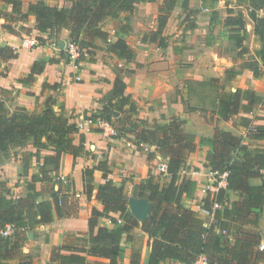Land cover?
Segmentation results:
<instances>
[{
	"label": "trees",
	"instance_id": "16d2710c",
	"mask_svg": "<svg viewBox=\"0 0 264 264\" xmlns=\"http://www.w3.org/2000/svg\"><path fill=\"white\" fill-rule=\"evenodd\" d=\"M12 6L13 14L27 24L29 16L36 17L37 40L44 43L43 36L59 35L63 30L70 31V42L87 50L89 56H82L80 62L95 63V41L107 43L109 51L118 60L132 62L136 58L135 51L125 39L117 38L109 42L110 34L104 31V23L108 19H117L121 13L134 14L139 0H70L72 7L49 6L44 1L29 5L28 13L21 11L22 4L18 0H4ZM157 3L159 0H148ZM214 5L219 0H210ZM246 5V11L254 26V35L261 48L254 53L246 46L247 30L243 13L235 14L229 9L225 27L229 31V41L239 49L238 60L242 68L252 72L258 79L264 73V0H237ZM190 0H162L158 8L157 29L145 35L143 42L157 43L167 48L164 31L173 11L181 7L188 11ZM263 12V15L259 13ZM219 16V12H215ZM4 16H7L6 14ZM126 25L130 18H126ZM5 29L13 32V27L5 25ZM126 29V28H124ZM127 32V31H123ZM63 54L64 51H62ZM66 56V55H65ZM18 54L9 47L0 48L1 61L17 59ZM51 60L50 63H56ZM45 61H36L29 67L30 75L21 82L30 83L35 75H41L46 69ZM230 72L228 74H231ZM218 82L217 79L212 83ZM126 82L117 74L112 90L104 97L100 110L94 111L91 117L104 119L112 123L118 135L134 137L135 144L150 145L166 159L169 183L159 181L150 175L134 188V197L147 199L152 203L142 230L149 237L150 257L148 264H167L175 260L180 264H192L198 257L205 256L208 264H257L264 262V250L260 249L264 242L261 231V218L264 211V148L251 150L244 144L243 138L223 128L216 129L215 135L204 142L209 146L205 167L213 172L228 173L227 187L220 189L215 195L222 206L215 213V223L204 227V220L182 203L186 195L194 199L198 191V183L181 175L187 167V158L197 150V138L183 129L184 121L172 119L167 124H147L140 119V105L126 94ZM216 114L226 123L237 115L246 102L245 111L253 112L257 106H264V98L255 91L237 89L228 91L222 87L217 91ZM118 112L120 117H114ZM242 125L248 130L250 139H264V126H253L249 119H243ZM79 127L71 121L62 110L57 113L51 101L41 112H30L18 107L11 111L0 101V162L9 158L13 150L25 149L29 145L34 151L24 152L22 161L24 172L29 174L34 167L39 173L32 176L29 193L24 198L14 199L6 183L0 181V264H34L30 255H23L22 246L29 240L28 232H35L41 226L53 223L56 219L71 218L77 215L78 202L73 201L69 193L74 190L66 181H59V190L53 191L50 201L39 202L35 190L37 183L53 182L52 173L60 169L63 155L74 158L84 152L83 141L75 144L74 137L79 134ZM96 169L102 170L103 164ZM95 169L84 171V194L90 199L94 186ZM105 178H107V171ZM251 179H260V185H252ZM67 184V185H66ZM229 191L241 193L239 201L230 202ZM73 195L76 193L73 192ZM97 199L104 206L103 211L92 209L89 219V245L77 249L54 247L50 254L51 264H90L88 257L108 260L107 264H120L124 236L131 240V233L140 226L138 220L129 212L128 201L124 195V185L116 186L111 180L101 185ZM210 206V197L204 200ZM120 214L123 224L112 215ZM100 218L109 219L115 227H98ZM8 226L13 227L10 236H3ZM97 229V230H96ZM226 231V234L223 232ZM64 251L71 252L64 254ZM23 259H18V258ZM142 253L137 250L132 254L130 264H141Z\"/></svg>",
	"mask_w": 264,
	"mask_h": 264
},
{
	"label": "crops",
	"instance_id": "0c3cea01",
	"mask_svg": "<svg viewBox=\"0 0 264 264\" xmlns=\"http://www.w3.org/2000/svg\"><path fill=\"white\" fill-rule=\"evenodd\" d=\"M18 1L22 4L21 11L23 14L28 13L31 3L38 1H44L49 6L70 8L73 5L70 0ZM220 1L211 5L210 0H190L188 11L183 10L181 7L176 8L164 31L168 44L167 48H161L157 43L143 42L145 35H142L143 31L141 32L140 28H145V25L141 20L134 21L131 24L132 29H124L123 25L116 23L115 19L107 20L104 23V31L108 32L111 38L113 37V41L117 39L116 34L119 35V38L125 39L135 51L136 58L132 62L118 60L113 53L100 48L102 41L97 39L95 41L97 46L95 49L96 62L86 61L77 64L66 59L62 51L60 53L57 52L56 45L61 46L62 42L66 44L70 42V31L63 30L59 35L48 34L43 36L45 46L27 47L24 45V42L27 41L25 38H28L30 42H36L37 37L40 36L36 30V17L30 15L28 23L24 24L18 19L17 15L13 14L12 6L4 0H0V48L9 47L18 54L17 59L1 61L0 101L4 102L11 111L21 107L26 108L30 112L38 113L46 108L47 101H51L57 113H61L63 110L71 118V121L79 126L94 111L102 109V101L112 90L117 74H119L126 82V94L130 95L141 107L140 119L149 125H153L155 123L167 124L172 119L178 118L184 121V131L196 136L197 150L188 157L187 167L184 172L189 178L198 183V191L194 199L188 198L186 195L182 198V203L195 212L196 203L204 199L202 197L204 194L200 192V186H203V182H207L205 173L208 171L205 164L207 163L206 158L209 146L206 144L200 145V142L213 138L217 125L205 122V119L200 117L197 111L189 112L185 109L184 103L191 96L207 102L203 94L195 91L190 86V81L194 79L201 83L209 84L215 91H217L220 81L228 82L236 84L237 89L252 90L259 97L264 98V76L258 79L254 78L251 71L242 68L240 60L235 61L239 54L238 48L233 45L232 49L229 50L230 52L225 49L223 53L226 55L218 54L219 52H211L212 49H216L218 44H220L221 38L226 40L228 45L231 43L229 35L225 38L216 32L217 28L215 30L217 25L225 27V20L228 17L227 14L222 19L220 14L223 13L224 9H217V4ZM235 1L237 2V0ZM149 4L153 5L155 3H150L148 0H139L134 14L121 13L119 16L123 18L122 21L124 20L126 24V18L136 15L141 5ZM242 5L245 8L244 13H246L245 15L243 14L247 30L245 44L251 53H254V51L261 48V44L254 35V26L247 14L246 5ZM226 8V10L229 9L228 6ZM215 12H219V16L215 15ZM187 13L191 15L192 19L198 13L196 15L199 20H196L187 28L199 32L197 34H200L206 41L204 44L206 48L203 53L192 48L195 42L193 37L181 36V32H177L174 37L173 33L170 35L168 32L175 17L180 14L185 16ZM5 14L7 16H4ZM259 14L263 15V12L260 11ZM157 17L154 25L149 30H152L151 32L157 29ZM205 20L209 24L207 27L212 25L211 27L214 30V32H210L207 29L209 35H207L206 28L203 26ZM5 25L12 26L13 32L5 29ZM203 29L205 31H202ZM178 36L179 39H177ZM252 38L257 39L254 51L249 46V41ZM183 44L186 47H182ZM155 47L156 49H154ZM158 51H161L159 57ZM190 51L192 53L188 54ZM210 53H212V56ZM189 55H193L194 61H197L194 65L179 63L185 57L188 59ZM229 59L231 60L229 61ZM51 60H56L57 62L50 63ZM36 61H45L47 63L44 73L35 75L30 83L21 82L22 79L30 75L29 67ZM204 63L205 65H203ZM220 70H224L221 74L223 76L221 79L218 74ZM129 71H132V73L130 74ZM230 72L233 73L228 74ZM245 76L248 77L247 83L244 81ZM78 77L81 78L80 81L77 80ZM214 79L220 80L212 83ZM179 89H182V91L179 92ZM237 89H233L232 92H236ZM219 91H222V88ZM214 105L216 109V98L214 99ZM245 105L247 103L243 102L239 113L228 123L222 122L217 114L215 115L216 119L223 123L219 122L221 125L229 127V130L236 136L243 138L244 144L249 146L251 150L264 148V139H250L247 128L242 125L243 119H249L253 126H264V106H257L253 112L247 113L244 108ZM82 141L85 149L83 154L77 158L63 155L60 169L52 173L53 182L35 184L38 201L44 202L52 199L53 191L59 190V181L65 179L63 182L66 183L68 181L72 185V189L74 188L69 193V196L73 197L74 202L75 200L78 202V212L76 216L56 219L53 223L41 226L35 232H32L33 239L29 238L28 241L35 240L34 243L38 244L42 251L41 259H34V264H51L50 254L54 247L66 246L74 250L80 247H88L90 235L89 219L92 209L104 210L102 202L97 199V192L99 187L109 180L118 187L124 185V195L128 201L129 212L140 224L131 233V240L128 241V236H124L121 243L123 253L120 264H130L132 254L137 250H141L142 253L141 264H148L150 257L149 237L142 230V226L148 217L152 203L147 199L134 197V188L150 175L155 176L161 182L169 183L170 177L162 176L157 164L159 159L163 161H166V159L157 152L156 147L150 145H144L140 148L128 147V143L135 144L133 136L127 135L122 138H115L98 125H87L84 129H80L79 134L74 137V142L80 145ZM27 151L34 150L30 145L23 150H13L9 158L0 162V181L6 183L14 199L24 198L28 195L32 176L39 173V169L34 163V167L29 174H25L22 155ZM100 164H103V169H96ZM86 169H95L93 178L94 191L90 199L84 194V171ZM104 170L107 171V178H105ZM193 172H198L199 175L193 176ZM250 183L252 185H260L261 180L251 179ZM73 192L76 195H73ZM228 193L231 203L239 201L241 198V193L239 192L229 191ZM139 201H143L142 212H132V208ZM112 216L120 224H123L120 214H113ZM98 227L112 229L115 225L109 219L100 218ZM261 231L264 234V211L261 218ZM261 245L264 246V242ZM70 253L64 251V254ZM88 261L95 264L108 263L106 259L95 257H88ZM167 264L180 263L172 260ZM257 264H264V262H258Z\"/></svg>",
	"mask_w": 264,
	"mask_h": 264
},
{
	"label": "rangeland",
	"instance_id": "374dc122",
	"mask_svg": "<svg viewBox=\"0 0 264 264\" xmlns=\"http://www.w3.org/2000/svg\"><path fill=\"white\" fill-rule=\"evenodd\" d=\"M160 3H161V0H159L157 3H155L153 5H150V4L149 5H145V6L141 5L138 8V12L136 13V15H133L130 18V23H129L128 26L124 23V20L122 21L123 18L121 16H119L117 19H115L116 23L122 24L123 28L132 29L131 28L132 27L131 24L134 21L141 20L144 23L145 28H143V29L140 28V31L141 32L143 31L142 35H148L152 31V30L151 31H149V30L151 29V26L154 25V23H155L154 21L156 20L157 12H158V8L160 6ZM227 6L229 7V9L235 11V14L236 13H242V12H243L244 15L246 14V13H244L245 12L244 6L242 4H240V3H237L235 0H221L220 3L217 4V9H224L223 13L220 14L222 16V19H224L226 17V15L228 14L229 9L226 10ZM196 14H198V13H196ZM196 14H195V18L194 19H192L191 15H189L188 13L185 16L181 15V14L178 15L177 17H175L174 22H173L172 26L169 28L168 32L170 33V35L173 33L174 37L177 34V32H181L182 33L181 36L185 35L187 37L188 36L193 37V40L195 42L193 43L194 45H192V48L203 53L205 51V48H206L204 46L206 41L204 40V38H202V36L200 34H197L199 32H195V31H192L189 28H187L189 25L194 23L196 20H199V18L197 17ZM203 19H204V17H203ZM108 20H110V19H108ZM207 23H208L207 20H205V22L203 24V26L206 28V33H207V29L210 32H214L213 28L211 27L212 25L207 27L209 25ZM216 28H217V30H216ZM215 30L220 36H223L225 38L228 37V35H229L228 29L226 27H224L223 25L215 26ZM202 31H205V29H203ZM204 35H205V32H204ZM207 35H209V34L207 33ZM118 36L119 35L116 34V38H118ZM25 39L27 41H29L28 38H25ZM177 39H179V36H178ZM220 40H221L220 44H218L216 49H212L213 51L211 50V52H217V53L219 52L218 54L226 55L223 52H225V49H227L228 51L231 50L232 49L231 47L233 46V44L229 43V45H228V42L226 40H223L222 38ZM112 41H113V37L111 38V36H110L109 42H112ZM256 41H257L256 38L255 39L252 38L249 41V46L251 47L252 51H254L255 48H256ZM35 43L36 44H35V46H33V48H35L37 46L38 47L39 46H45V43H41L38 40ZM68 43L66 45H68ZM66 45H65L64 49H62L60 46L56 45L57 50H58V51L57 50L56 51L59 52V53L61 51H64V53H66V54H64V57H66V59L71 61L69 59V57H68L67 52L65 51L66 48H67ZM182 47H186V45L183 44ZM100 48H102L103 50H108L109 46H108L107 43L102 42V44L100 45ZM154 49H156V47ZM157 53H158V57H159V55L161 54V51H158ZM190 53H192V51L188 52V54H190ZM210 55L212 56V53H210ZM230 57H231V54H230ZM226 58H227V56H226ZM230 60L231 59H229V61ZM196 62L197 61H194L193 55H189L188 59H187V57H185V58H183V59H181L179 61L180 64H183V65H190L191 64V66L194 65V63H196ZM203 65H205V63ZM220 71L218 72V74L220 75V79H221V78H223V76H221V74L224 72V70H220ZM129 73L131 74L132 71L131 72L129 71ZM263 76H264V73H263ZM244 78H245L244 81L247 83L248 77L245 76ZM220 79H218V80H220ZM190 86L193 89H195V91L200 92L201 94H203V96L205 97V100L207 99V102L199 100L195 96H191V98L188 99L187 102L184 103L185 109L188 110L189 112L197 111L198 114H200V117L205 119V122H208V123H211V124H214V125L216 124L217 125L216 129L225 127V125H221V124H223L222 123L223 121L220 122L219 120L217 121V119H216V116H215L216 115V109L214 107L215 106L214 105V99L216 98L217 91H219L222 87H225V89L228 90V91H232L233 89H235V90L237 89V85L236 84H230L228 82L225 83V82H221L220 81L219 87H217V91H215V89L212 86H209V84H204V83H201L199 81H196V80L192 79L190 81ZM178 91L181 92L182 89H179ZM175 94H176V90H175ZM212 102H213V105H212ZM114 117H120V114L118 112H115L114 113ZM195 127H197V125H195ZM225 128L229 130V127L228 128L225 127ZM200 145H205L204 140H202L200 142ZM186 177H188V176L186 175ZM203 183H204L203 184L204 186H206L208 184V182H203ZM201 189H202V186H200V192H201ZM202 197L204 198V196H202ZM34 242H35V240L34 241H27L22 246L23 255H30V256L33 257V259H41V257H42L41 248H40V246L38 244H36ZM18 259H23V258L20 257ZM90 264H95V263L90 262ZM100 264H102V263H100Z\"/></svg>",
	"mask_w": 264,
	"mask_h": 264
},
{
	"label": "built area",
	"instance_id": "2783aa9c",
	"mask_svg": "<svg viewBox=\"0 0 264 264\" xmlns=\"http://www.w3.org/2000/svg\"><path fill=\"white\" fill-rule=\"evenodd\" d=\"M35 42H29V41H25L24 45L30 48H33V46H35ZM66 52L68 54V57L71 61L76 62L82 57H88V51L81 49L78 45H76L75 43L69 42L68 45H66ZM78 81L81 80V78L78 77L77 79ZM87 125L92 126V125H98L100 127H102L103 129H105L106 132H108L112 137L117 136V131L115 130V128L113 127L112 123L101 119V118H97V119H93L91 117V115H89L87 118H85V120L80 123L79 130L80 129H84ZM128 147H132V148H136L138 147L136 144H131L128 143L127 144ZM144 145H140L138 148L142 147ZM158 164V168L160 170V173L162 176H166V177H170V174L168 172V164L166 163V161H163L161 159L158 160L157 162ZM183 176H186L187 174L183 171L182 173ZM194 175H199L198 172H193L192 174ZM206 175V179L208 184L206 186H202L201 192L204 194V199L200 200L196 203L195 206V213L197 216H199L200 218H202L204 220V227L209 228L211 227V225H213L216 221H215V213L217 210H220L222 208V206L216 201L215 199V195H217L220 191V189H224L227 187V177H228V173L224 172V173H218V172H213L212 170H209L205 173ZM188 176V175H187ZM189 177V176H188ZM63 181H65V179H62ZM208 197H210V201L211 204L209 207L206 206V204L204 203V200L207 199ZM13 227L8 226L4 231H2V235L3 236H10L13 233ZM224 234H226V231L223 232ZM261 249L264 250V246L261 245ZM192 264H208V261L206 259L205 256H200L198 257V259L192 263Z\"/></svg>",
	"mask_w": 264,
	"mask_h": 264
},
{
	"label": "water",
	"instance_id": "95a60500",
	"mask_svg": "<svg viewBox=\"0 0 264 264\" xmlns=\"http://www.w3.org/2000/svg\"><path fill=\"white\" fill-rule=\"evenodd\" d=\"M65 45H66V43H65V42H62L60 47H61L62 49H64ZM142 202H143V201H139V202H138V203L132 208V212H135V213H136V212H142V210H143V209H142ZM28 236H29L30 239H33V233H32V232H30Z\"/></svg>",
	"mask_w": 264,
	"mask_h": 264
}]
</instances>
